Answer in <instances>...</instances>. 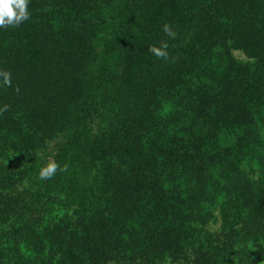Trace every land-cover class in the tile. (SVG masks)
Wrapping results in <instances>:
<instances>
[{"label":"trees","instance_id":"trees-1","mask_svg":"<svg viewBox=\"0 0 264 264\" xmlns=\"http://www.w3.org/2000/svg\"><path fill=\"white\" fill-rule=\"evenodd\" d=\"M28 11L0 28V264H264V0Z\"/></svg>","mask_w":264,"mask_h":264},{"label":"clouds","instance_id":"clouds-1","mask_svg":"<svg viewBox=\"0 0 264 264\" xmlns=\"http://www.w3.org/2000/svg\"><path fill=\"white\" fill-rule=\"evenodd\" d=\"M29 0H0V28L7 26H16L23 21L29 19L30 12L28 11ZM164 32L173 39L175 38V33L172 29L165 25ZM167 45H162L160 48L152 47L151 51L157 58H166L168 53L166 51ZM4 76V83L11 84V74H0ZM0 111H7V107L0 109ZM59 165L56 163H49L47 166L40 169L38 175L41 180L52 179ZM66 170V169H64Z\"/></svg>","mask_w":264,"mask_h":264},{"label":"rangeland","instance_id":"rangeland-1","mask_svg":"<svg viewBox=\"0 0 264 264\" xmlns=\"http://www.w3.org/2000/svg\"><path fill=\"white\" fill-rule=\"evenodd\" d=\"M231 55H233V57L236 58L239 61H244V60L247 59L245 54L242 51H240V50H236V49L231 50ZM210 70H213V67H211Z\"/></svg>","mask_w":264,"mask_h":264}]
</instances>
